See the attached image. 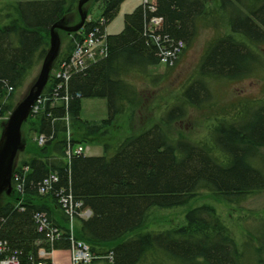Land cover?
I'll return each instance as SVG.
<instances>
[{"label": "trees", "instance_id": "1", "mask_svg": "<svg viewBox=\"0 0 264 264\" xmlns=\"http://www.w3.org/2000/svg\"><path fill=\"white\" fill-rule=\"evenodd\" d=\"M100 1V16L108 20L122 2ZM206 1L155 0L152 12L141 4L126 13L123 29L107 36V56L84 74L68 79L67 106L60 97H55L59 98L56 102L50 97L54 90L58 95L65 92L57 87L59 79L49 75L41 92L49 99L24 122L30 142L35 134H44L45 143L28 144L23 150L14 165L22 178V190L13 189L0 204V238L21 256L35 253L40 245L35 244L40 236L32 220L34 211L45 212L49 221L66 228V214L57 198L51 192L41 195L37 191L41 180L55 172L58 180L52 183L53 189L65 188L82 203L81 208L91 211L87 218L77 217L75 227V236L87 242L95 255L91 264H137L141 260L149 264H244L240 243L208 203L189 207L179 226L147 227L153 208L186 206L202 190L232 204L264 188V94L234 107L227 116L213 115L207 124V139L168 131L172 123L186 116L188 107L215 105L211 81L260 76L264 89V56L260 51L264 46V0H216L213 8ZM77 3L16 0L0 5V89L3 84L13 88L6 100L0 99L5 115L14 108L16 91L46 54L51 26L77 8ZM151 16L161 17L158 32L173 43H184L182 51L191 45L200 22L218 27L223 21L229 32L209 42L196 75L170 101L172 105L163 115H158L157 121L147 117L140 122L143 111L152 107L146 103L145 92L127 76L134 72L147 77L148 69L160 64L158 46L143 35ZM94 20L86 21L82 29H88ZM81 31L74 32L53 62V69L69 59ZM158 79L153 76L151 82ZM93 96L106 100L103 125L80 116L82 98ZM48 111L53 113L52 120L44 116ZM125 114L126 134L103 137L108 129L103 127L110 125L115 130ZM137 117L138 124L134 123ZM67 130L72 143L101 138L103 154L67 160ZM25 166L26 171L22 169ZM261 231L255 245L245 241L248 246L253 244V264H264ZM58 245L64 247L65 243Z\"/></svg>", "mask_w": 264, "mask_h": 264}, {"label": "rangeland", "instance_id": "2", "mask_svg": "<svg viewBox=\"0 0 264 264\" xmlns=\"http://www.w3.org/2000/svg\"><path fill=\"white\" fill-rule=\"evenodd\" d=\"M16 0H0L1 4H6ZM79 1V0H78ZM151 2L154 0H150ZM144 0H122L116 13L108 20H106L105 32L107 34H117L124 27V17L126 13L132 12L138 5H141ZM216 0H207L206 5L209 8L215 7ZM78 4V3H77ZM3 7V6H2ZM82 12L85 14V21L95 19L101 14V1L88 0L81 6ZM80 21L78 9H75L66 15L62 24L75 25ZM226 23L222 21V25L218 27L206 26L200 22L197 33L184 51H181L176 62L170 67H166L160 63L155 67L148 69L149 76L144 77L134 72L129 74L127 78L136 84L147 96V102L152 107L143 111L140 122L151 117L152 120L157 121L158 115H163L164 109L172 105L173 99L179 96L180 90L196 75L201 57L206 50L209 42H211L217 35L221 33H228L229 28L225 27ZM84 26V25H83ZM83 26L78 30H82ZM227 26V25H226ZM60 46L59 51H62L69 40L73 37L74 32H69L60 28H55ZM77 32V31H76ZM50 39V34H49ZM108 42V40H107ZM49 47V42H48ZM47 47V49H48ZM264 56V46L260 50ZM58 56V55H57ZM39 62L33 68L30 77L25 84L16 91L14 99L16 100L14 106L26 95L31 85L36 80L41 63ZM104 59V58H103ZM100 59L99 61H101ZM98 62V61H97ZM96 62V63H97ZM53 66V65H52ZM54 69L51 68L50 74ZM153 76H158L156 83L151 82ZM210 88L214 94V106H201L199 108H187L186 116L169 126L168 131L173 134L182 133L190 138H208L207 124L213 115L227 116L231 114L234 107L244 104L252 99L261 97L264 94L263 82L260 76H249L239 80L233 81H211ZM221 107H223L221 109ZM10 112L5 116H0L1 131L3 125L7 121ZM80 116L94 124H104V119L107 117V106L105 98L101 97H86L82 98L80 102ZM28 118V117H27ZM126 114L122 116L119 122V127L113 130L109 128L110 125H105L106 138H118L126 134ZM151 120V121H152ZM25 122V121H24ZM21 125V143L22 148L17 150L13 166L20 159L23 150H26L28 144H35L34 139L30 142L26 123ZM137 117L134 123H140ZM1 133V132H0ZM101 139V138H100ZM99 138L93 137L90 142H82V145L87 155H101L103 154V145H101ZM97 140V141H96ZM99 141V142H98ZM9 193L5 191L0 195V204L8 198ZM208 203L212 205L221 218L230 227L231 232L240 244V249L243 252L244 264H253L252 247L256 244L255 238L264 230V188L248 193L242 200L235 203H228L217 199L209 191H199L192 201L183 207L175 208H153L150 211L147 221V227L152 229H164L173 226H179L184 223V212L191 206ZM245 241L253 243L251 245L245 244ZM54 261L56 264H69L68 250H55ZM137 264H149L148 261H140Z\"/></svg>", "mask_w": 264, "mask_h": 264}, {"label": "built area", "instance_id": "3", "mask_svg": "<svg viewBox=\"0 0 264 264\" xmlns=\"http://www.w3.org/2000/svg\"><path fill=\"white\" fill-rule=\"evenodd\" d=\"M142 7L145 11H154L155 0L152 2L150 0H144ZM106 20L105 16H98L96 20H94L95 23L91 24L88 29H82L80 40L74 45L69 59L61 63L59 68L53 71V74L59 79L57 87L59 90L63 89L65 92L63 95H58L59 91L54 90L53 96L60 97L61 100L63 99L66 106L69 98L66 90L68 79L75 74H84L89 67L100 59L105 58L108 54V34L105 32L104 26ZM161 26V17L151 16L145 23L143 35L147 38V41L149 39L153 44L158 46L160 63L164 65H173L185 45L181 41L173 43L172 40H169L168 36L160 34L158 31ZM12 90L13 88L11 86L3 84L0 89V99L6 100L7 95ZM40 96L41 94L33 104L30 113L36 112L39 109ZM76 96L78 97L79 94L77 93ZM0 112V116H5V112L1 111V106ZM66 134L67 143L65 155L67 160H70L73 154L80 153L84 147L80 143H74L75 145L72 146L69 130H67ZM33 139L37 145H42L45 143L46 136L44 134H36ZM22 169L26 171L27 166ZM57 180V173H49L38 184L37 191L41 195L51 192L57 200L61 202L62 209L66 214V228L63 229L58 224L49 221L44 212L36 214V229L38 232L45 234V241L37 242L36 244L40 245L37 247L35 253L31 252L28 257L21 260L17 250L10 248L8 242L0 238V264H56L54 261V251L61 249L68 250L69 264L92 263L95 255L90 245L75 236L77 217L87 218L91 214V211L86 208H81L82 203L74 200L73 194L70 193V191H66L65 188L60 187L57 190L53 189L52 183ZM22 185V178L19 172L12 168V189L21 191ZM19 209L22 210L23 207L19 206ZM62 241L65 243L64 247L58 245ZM110 254L111 251H109L105 257Z\"/></svg>", "mask_w": 264, "mask_h": 264}, {"label": "water", "instance_id": "4", "mask_svg": "<svg viewBox=\"0 0 264 264\" xmlns=\"http://www.w3.org/2000/svg\"><path fill=\"white\" fill-rule=\"evenodd\" d=\"M88 0H79L77 4L80 21L75 25H65L61 21L54 23L50 28L49 47L44 55L38 76L29 88L26 95L14 106L0 133V195L10 193L11 172L17 150L22 148L21 125L29 116L31 108L47 84L50 70L59 51L60 40L55 28L69 32L78 31L84 24L85 14L81 6Z\"/></svg>", "mask_w": 264, "mask_h": 264}, {"label": "bare ground", "instance_id": "5", "mask_svg": "<svg viewBox=\"0 0 264 264\" xmlns=\"http://www.w3.org/2000/svg\"><path fill=\"white\" fill-rule=\"evenodd\" d=\"M55 61V60H54ZM52 99H53V102L55 101H57L56 99H59V98H55L53 95L52 96H50ZM79 97V96H78ZM47 99H49V97L47 98L46 96H40V104L38 105V108H42L43 107V105H44V101H46ZM35 103V102H34ZM42 106V107H41ZM51 106V105H50ZM13 109V108H12ZM12 109L9 111V112H11L12 111ZM8 112V113H9ZM7 113V114H8ZM52 115H53V113L51 112V111H48V112H44V116L45 117H47V118H50V120H52ZM36 135V134H35ZM34 135V136H35ZM34 136L32 137V139L34 138ZM80 144H82V142H79ZM71 145L72 146H74L75 144L74 143H72L71 142ZM40 146V145H39ZM79 155H83V156H87V154H85V150H84V148H83V150L80 152V153H78V154H73V156H79ZM70 189V188H69ZM12 188H11V190H10V193L12 192ZM9 193V194H10ZM76 201H78L77 199H75ZM58 204L60 205V207L62 208V205H61V202H59L58 201ZM40 212H43V211H40V210H36V211H34V213H33V216H32V220H33V223H34V226L36 227V223H35V216H36V214H38V213H40ZM45 213V212H44ZM46 214V213H45ZM46 216H47V214H46ZM36 231H37V229H36ZM37 233L39 234V239H37L36 241H35V244L37 243V242H44L45 241V234L44 233H42V232H38L37 231ZM9 247L10 248H13V247H11L10 245H9ZM14 249V248H13ZM18 252V254H19V256H20V258H21V260H24L26 257H28L29 256V254H31V251H29L26 255H23V256H21L20 255V253H19V251H17Z\"/></svg>", "mask_w": 264, "mask_h": 264}]
</instances>
